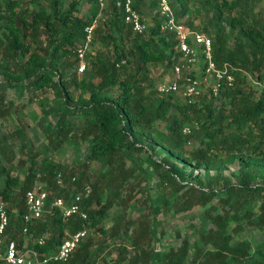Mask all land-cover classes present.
<instances>
[{
  "label": "trees",
  "instance_id": "obj_1",
  "mask_svg": "<svg viewBox=\"0 0 264 264\" xmlns=\"http://www.w3.org/2000/svg\"><path fill=\"white\" fill-rule=\"evenodd\" d=\"M83 1L88 9L81 16ZM132 1L139 12L138 0ZM189 1L168 0L175 19L181 20L189 13ZM259 1L197 0L195 6V13L206 18L202 30L210 39L213 62L217 66L241 68L256 79L264 76V20L249 16ZM25 2L29 6L21 8ZM97 15L99 24L93 33L92 54L86 55V70L77 75L75 49L81 42L83 27ZM159 22L155 13L152 26L136 35L111 4L99 10L94 0H0V117H6L8 89H49L54 95V107L46 114L55 118L54 124H44L45 113L32 121L43 131L45 146L60 150L63 143L78 140L87 145L78 172L48 158L36 161L37 154L18 129L0 136V161L10 164L15 148L27 155L17 161L18 166L24 167L21 180L10 176L9 168L0 163V201L7 216L5 242L13 240L19 244L21 229L26 226L31 236L28 247L48 255L66 233L95 229L103 238H117L121 242L116 259L109 264H187L188 255L189 264H242L251 247L246 240L236 237L246 222L263 236L264 249V182L250 184L254 175L247 164L256 158L264 163V91L237 77L233 88L219 90L215 97L203 96L191 104L176 101L172 93L157 94L149 77V65L171 70L179 57L172 34L160 31ZM183 23L196 31L191 22ZM225 29L233 34L230 45ZM70 89L77 92L75 98ZM251 89L259 92L256 97ZM216 100L227 101V114L222 102L213 105ZM69 118L82 120L77 132ZM158 123H165L164 130L157 129ZM183 127H189V135L181 133ZM190 139L198 140V145L185 154L183 147ZM248 142L253 144L247 150ZM155 148L164 157L145 158L152 169L161 170L157 199L151 203L160 201L168 206L170 198L182 191L174 197L176 213L205 208L197 238L191 243L182 239L176 248L163 253L149 252L153 223L147 213L134 220L124 216L133 199L131 180L135 172L134 167L125 165V160L133 161L135 154L152 153ZM232 160L238 164V183L233 185L222 179L219 208L217 204L209 205L219 192L201 183L198 172ZM89 163L98 164L100 169L92 180L85 174ZM190 164L197 175L188 176L192 181L189 184L185 182L184 166ZM57 176L61 187L55 184ZM35 181L43 184L47 194L46 212L24 224V194ZM85 186L90 192L81 198L79 207L86 220L62 218L52 201L58 197L66 200ZM253 201L255 206L251 207ZM114 205L122 212L104 229L100 224ZM151 208L156 213V205ZM207 224L209 227L205 228ZM45 234L44 245L36 246L35 238ZM83 240L66 261L48 264H96L93 252L89 251L91 241ZM259 258L255 264L264 263L263 255ZM99 264L106 263L103 260Z\"/></svg>",
  "mask_w": 264,
  "mask_h": 264
},
{
  "label": "rangeland",
  "instance_id": "obj_2",
  "mask_svg": "<svg viewBox=\"0 0 264 264\" xmlns=\"http://www.w3.org/2000/svg\"><path fill=\"white\" fill-rule=\"evenodd\" d=\"M69 1V0H68ZM229 1V0H227ZM197 0H190L188 2L189 13L182 17L181 21L191 22L195 30L201 34L206 35L202 26L206 20L203 15L195 13V6ZM139 13L143 19V24L145 30L152 26L155 13H156V0H138ZM24 6H29L27 2L21 5V8ZM88 9V4L83 1L80 5L79 15L86 13ZM252 12L249 16L255 20L261 21L264 20V0H260L251 8ZM88 17L87 14H85ZM248 18V19H249ZM225 34L227 36V44L230 45L233 34H230L225 29ZM94 48H97L95 46ZM92 50V49H91ZM90 50V51H91ZM92 52V51H91ZM92 54V53H91ZM88 62V59L86 60ZM170 76V68H165L162 65L153 66L149 65V77L151 82L154 84L159 81H166ZM1 81V77H0ZM252 90V89H251ZM70 93L75 98L77 92L69 90ZM253 96L258 95V91H254ZM54 95L49 89H42L39 91L24 90L21 92L8 89L6 91V117H0V136L9 135L15 130H20L21 134L26 138L27 144L32 148V152L37 154L36 161H40L43 158H48L49 160L58 163L62 166L71 167L75 171H80L82 168L79 166L84 162V157L87 150V145L84 142L75 141L72 143H63L60 150H52L45 146L46 141L44 139L43 131L36 125L32 123L33 118L38 116L41 113H45L54 107L53 101ZM174 99L178 102H182L180 94H175ZM222 102L225 105L224 114H227L228 106L226 100H216L213 102V105L216 107L219 103ZM173 115V111L170 113ZM74 127L73 130L76 131L78 127L82 126V120L76 118H69ZM55 118L51 115L46 114L44 124L53 125ZM165 123H158L156 125L157 129L162 131L164 130ZM196 139H190L183 147L185 154L190 152L192 149L196 148L198 143ZM253 144V142H248L246 144V149ZM13 159L10 164H3L4 167L9 168L10 176H15L19 180L22 179L24 167L17 165L18 160H24V153H21L18 149H14ZM218 156H221L219 152H216ZM236 155V154H235ZM151 156L153 159L161 160L164 157L162 151L158 148H155L152 153L150 152H139L135 154L132 158L133 161L128 159L125 160V165L127 167L132 166L135 168L134 177L131 180V185L134 187L133 199L129 202L128 208L124 212V216L130 220L136 219L140 214H148L149 220L153 223V238L149 246V252L152 253H163L168 249L176 248L182 239L187 240L191 243L198 236L200 231V221L203 218H200L203 210L202 207H193L186 212L176 213L174 211L176 197L182 191L175 193L169 200V207L162 205L160 201L157 203H151L157 199V183H158V172H161L159 168L152 169L145 162V158ZM251 174L254 175V179L250 180L251 185L261 184L264 182V163L259 158L251 159L247 163ZM138 166V167H136ZM263 166V167H262ZM141 169H140V168ZM263 169H262V168ZM99 166L96 163H89L87 165V170L85 172L91 180L94 179L98 174ZM184 172L187 176V183H192L191 177L189 175H195L196 170H193L192 164L184 166ZM239 171L238 164L236 160L224 164L221 163L218 168L210 169L206 172H198V180L201 183L209 185L215 191L219 192L216 197H214L209 205H216L217 200L223 196L221 191L222 179H226L230 184H237L239 180ZM3 187V175H0V190ZM167 189H165L166 191ZM156 205L157 211L154 213L152 211V206ZM171 206V207H170ZM250 206L254 207V201L250 203ZM217 207L219 208L218 204ZM122 211L119 206L114 205L110 210H108L106 219L100 224L104 229L110 227L113 223V218L120 214ZM218 212V210H217ZM243 213V209H242ZM209 224L205 228H208ZM238 235L236 238L243 239L248 242L250 245L249 256L243 261L242 264H255L256 261L259 262V255L264 257V249H262L263 236L254 228H251L247 225L246 222L242 224V227L237 231ZM46 236V234L44 235ZM19 237L16 234V239ZM86 239L91 241L89 245V251L93 252L92 257L95 258L96 264H99L101 261H105L106 264L111 263L116 259V254L121 247L120 240L103 238L99 232H96L95 229H88L86 231ZM186 263H190V256L188 255ZM264 264V263H263Z\"/></svg>",
  "mask_w": 264,
  "mask_h": 264
},
{
  "label": "built area",
  "instance_id": "obj_3",
  "mask_svg": "<svg viewBox=\"0 0 264 264\" xmlns=\"http://www.w3.org/2000/svg\"><path fill=\"white\" fill-rule=\"evenodd\" d=\"M99 10L112 5L122 15V22L128 26L131 33L141 35L144 30L143 19L139 12L133 8L132 0H94ZM156 14L159 18V28L162 32L172 34L175 41L174 50L178 53V61L172 65L170 76L166 81L156 82L154 91L159 95L169 93L180 94L183 102L191 104L203 96L215 97L219 90L233 88L237 77L259 91H264V76L256 79L251 74L238 67L222 64L217 66L212 60L210 39L199 32L190 30L183 21L175 19L168 0H156ZM99 24V15L92 18L82 30V39L75 49L77 75L86 70V55L91 53L93 33ZM183 135H189V127H183ZM55 184L61 187V180L55 179ZM90 192L85 186L80 193H72L68 199L55 198L52 206L56 207L62 218L77 217L84 221L86 214L80 210L79 203L82 197ZM47 194L43 184L35 181L32 188L24 194L25 214L22 215L24 224L37 220L46 212L45 201ZM14 213V211H13ZM7 224L4 204L0 201V264H48L64 262L75 250L77 245L86 237V230L81 229L73 233H66L56 249L44 255L28 247L31 236L27 234L26 226L21 229L19 244L13 240L7 242L3 239V231ZM45 236L35 238L36 246H43Z\"/></svg>",
  "mask_w": 264,
  "mask_h": 264
}]
</instances>
